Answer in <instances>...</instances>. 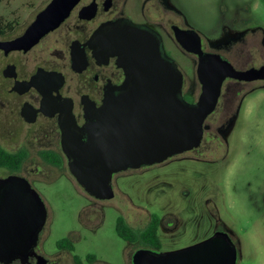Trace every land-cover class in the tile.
Here are the masks:
<instances>
[{
    "label": "flooded vegetation",
    "instance_id": "af4514ba",
    "mask_svg": "<svg viewBox=\"0 0 264 264\" xmlns=\"http://www.w3.org/2000/svg\"><path fill=\"white\" fill-rule=\"evenodd\" d=\"M189 1L193 2V0ZM259 2L264 5L263 0H234L232 6L225 9L231 11L232 22L225 24L224 35L220 39L209 41L202 38L196 30L193 10L184 6V0H80L58 28L41 38L30 50L7 53L0 50V150L25 155L18 170L11 171L17 172L16 176L31 183L34 172L36 169L40 170V167H33L26 174L27 176L19 174L31 152L36 153L45 165L62 168L63 164H66L68 170L67 160L60 146L59 122H62L69 114L74 123L82 126L85 121L84 103L98 108L108 89L122 84L124 71L117 65V57H107L101 50L94 51L88 44L101 26L105 25L108 29L116 28L120 31L138 30L154 38L159 45L162 58L173 63L181 73L182 93L197 96L196 99L192 97L191 103H194L201 94V85L197 76L199 59L197 55L182 48L176 33L196 32L201 39L202 51L219 56L236 72H245L250 69L264 70V16L261 17L258 13ZM83 9L86 10V16L81 18L80 12ZM40 11L23 23H20L21 20H12L14 21L12 24L9 21L4 25L0 23V42L21 36ZM17 27L21 29L19 33L14 34ZM178 56L186 58L188 64H191L196 92L193 91V86L189 87L192 92L186 91L188 78L186 71L178 62ZM11 67H13L12 76H6L5 70ZM39 70L47 74V78L37 80V85L47 92V102L42 101V94L34 86L27 90L22 87V92L13 90L16 82H30ZM263 101L264 79L246 81L225 78L221 84L215 108L204 121L203 136L196 149L169 158L161 164L126 172L136 173L143 169L181 162L202 163L211 169L213 178L215 174L224 172L226 179L228 178L229 187L250 186L239 180V175L247 162L251 165L254 162L248 160L250 153L246 149V139L242 137L238 140L234 135L238 127L242 126L245 115L259 109ZM24 109L29 117L34 115L33 122L29 123L25 120L22 114ZM13 144L18 146L17 150L14 149ZM257 147L259 150L260 147ZM41 153L58 156L61 160L60 164L54 165L47 162ZM262 162L263 156L260 149L255 168L258 191L263 187V182L258 179ZM6 169H8L6 166H0V171ZM224 185L225 182L215 184L214 193L209 197L212 205L225 204V193L221 192ZM83 192L88 198L101 201L90 197L84 190ZM213 216L218 217L215 213ZM97 217L102 219V216ZM120 218L125 228H128L131 233L139 234L154 221L157 222L158 231L165 222L172 220L167 218L172 217L159 218L152 215L148 220L142 216H131L128 220L118 217L115 222L116 235L123 241L125 251L128 253L127 264H134V256L139 251H148L153 255L165 253L161 250L159 238L158 246H151L144 238L136 236L131 238V233H128L127 237L121 236L117 232ZM217 221L220 225L211 236L217 232H224L230 238L220 219ZM100 223L101 221L97 226ZM88 224L89 222L83 219L79 222L81 228H88ZM47 232L46 220L33 254L27 262L23 263L19 260L13 264H113L104 261L100 263L92 254H87L84 258L77 256L75 244L80 239L75 231L69 232L67 237L59 240L56 243L55 252L48 255L43 250V241ZM230 240L232 241L231 238ZM232 243L237 252V264L240 251L235 242L232 241Z\"/></svg>",
    "mask_w": 264,
    "mask_h": 264
},
{
    "label": "water",
    "instance_id": "95a60500",
    "mask_svg": "<svg viewBox=\"0 0 264 264\" xmlns=\"http://www.w3.org/2000/svg\"><path fill=\"white\" fill-rule=\"evenodd\" d=\"M80 0H51L26 28L0 50L24 52L52 32L69 16ZM86 16L81 10L80 17ZM176 38L184 50L198 56L197 76L201 94L194 103L185 101L183 78L175 65L162 58L158 43L138 31H120L101 26L89 46L107 57H117L124 80L108 89L102 104L84 103V123L78 126L67 114L59 122L61 150L69 173L90 197L109 200L114 196L113 176L131 169L161 164L174 156L196 149L203 136V124L213 112L225 78L264 79V70L236 72L219 56L204 53L196 32H179ZM13 67L5 70L12 76ZM47 78L39 70L28 83L16 82L22 92L34 86L47 102L46 90L37 80ZM27 122L33 117L23 110ZM52 116L51 114H48ZM47 210L30 183L16 175L0 179V264L23 263L33 254L47 220ZM237 252L227 234L217 232L192 246L159 255L139 251L134 264H236Z\"/></svg>",
    "mask_w": 264,
    "mask_h": 264
},
{
    "label": "rangeland",
    "instance_id": "374dc122",
    "mask_svg": "<svg viewBox=\"0 0 264 264\" xmlns=\"http://www.w3.org/2000/svg\"><path fill=\"white\" fill-rule=\"evenodd\" d=\"M49 1L0 0V23L4 25L9 21L12 24L15 20L23 23ZM233 3L234 0H184V6L193 10L196 30L209 41L224 35L223 27L233 19L231 11L225 9ZM258 4V13L263 17L264 5ZM20 29L17 27L14 34ZM178 62L188 78L186 91L192 92L189 87L193 86L196 92L191 64L182 56H178ZM183 97L191 103L192 97L196 99L197 96L185 93ZM252 113L245 115L242 126L234 135L238 140L246 139V149L250 153L248 160L254 162L253 165L247 162L239 175V180L250 186L229 187L224 172L213 178L206 164L181 162L115 175L113 198L101 202L84 194L66 164L62 168L45 165L36 153L31 152L19 174L27 176L33 167H40L34 172L30 184L43 200L48 214L43 250L48 255L54 253L56 243L75 231L80 239L75 244V254L80 258L92 254L100 263L127 264L128 253L115 231L118 217L125 220L131 216H142L147 220L152 215L172 217L167 218L172 220L157 231L163 252L180 250L209 238L220 225L217 221L220 219L240 251L237 264H264V101ZM13 145L17 150L18 146ZM257 146L263 156L258 177L263 182L260 191L256 187V159L260 153ZM17 174L8 169L0 171L2 178ZM220 182H225L224 189L221 188L225 193V204L212 205L209 197L214 193L215 184ZM213 213L218 217L215 218ZM82 219L89 222L88 228L79 226ZM99 221L101 223L97 226Z\"/></svg>",
    "mask_w": 264,
    "mask_h": 264
},
{
    "label": "trees",
    "instance_id": "16d2710c",
    "mask_svg": "<svg viewBox=\"0 0 264 264\" xmlns=\"http://www.w3.org/2000/svg\"><path fill=\"white\" fill-rule=\"evenodd\" d=\"M264 1V0H263ZM41 156L51 164L58 165L61 160L58 156L49 153H41ZM25 155L22 154H11L7 152H2L0 150V166H6L9 170L16 171L20 167ZM117 232L124 237L129 235L131 231L128 228H125L123 220L120 218L118 222ZM144 238L151 246H158V237H157V222H153L147 229L142 233H131V238Z\"/></svg>",
    "mask_w": 264,
    "mask_h": 264
}]
</instances>
